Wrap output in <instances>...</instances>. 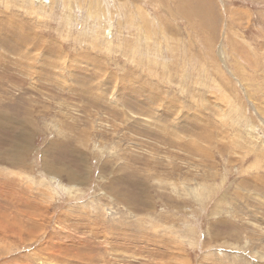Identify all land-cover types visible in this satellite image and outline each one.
<instances>
[{
  "label": "rangeland",
  "instance_id": "rangeland-1",
  "mask_svg": "<svg viewBox=\"0 0 264 264\" xmlns=\"http://www.w3.org/2000/svg\"><path fill=\"white\" fill-rule=\"evenodd\" d=\"M0 264H264V0H0Z\"/></svg>",
  "mask_w": 264,
  "mask_h": 264
},
{
  "label": "bare ground",
  "instance_id": "bare-ground-1",
  "mask_svg": "<svg viewBox=\"0 0 264 264\" xmlns=\"http://www.w3.org/2000/svg\"><path fill=\"white\" fill-rule=\"evenodd\" d=\"M187 7V6H186ZM196 8V7H195ZM185 9V8H184ZM188 9V8H187ZM199 11V10H198ZM201 13H202V11H201ZM203 15V14H202ZM4 211H6V210H4ZM7 220V219H6ZM6 222V221H5ZM5 225H8L7 223H4ZM2 226V225H1ZM5 227V226H4ZM7 232V231H6ZM7 234H8V232H7ZM1 237H2V235H1ZM5 237V236H4ZM8 237V236H7ZM6 239V238H5ZM3 241H5V240H3ZM2 241V242H3ZM4 244V243H3ZM3 244L1 245V246H3ZM38 250V249H37ZM57 250V249H56ZM58 262V261H57Z\"/></svg>",
  "mask_w": 264,
  "mask_h": 264
}]
</instances>
